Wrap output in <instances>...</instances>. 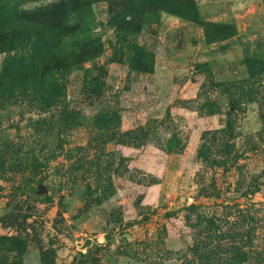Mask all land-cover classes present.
<instances>
[{
  "label": "rangeland",
  "instance_id": "1",
  "mask_svg": "<svg viewBox=\"0 0 264 264\" xmlns=\"http://www.w3.org/2000/svg\"><path fill=\"white\" fill-rule=\"evenodd\" d=\"M0 264H264V0H0Z\"/></svg>",
  "mask_w": 264,
  "mask_h": 264
}]
</instances>
